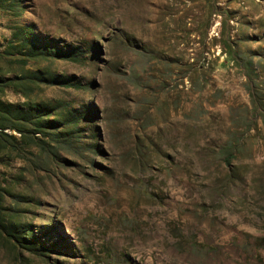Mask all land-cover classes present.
I'll return each instance as SVG.
<instances>
[{
    "label": "rangeland",
    "instance_id": "obj_1",
    "mask_svg": "<svg viewBox=\"0 0 264 264\" xmlns=\"http://www.w3.org/2000/svg\"><path fill=\"white\" fill-rule=\"evenodd\" d=\"M19 2L0 11L4 80L19 26L83 57L28 61L57 81L0 100L82 117L55 159L0 154L2 218L53 246L0 227V264H264V0Z\"/></svg>",
    "mask_w": 264,
    "mask_h": 264
},
{
    "label": "trees",
    "instance_id": "obj_2",
    "mask_svg": "<svg viewBox=\"0 0 264 264\" xmlns=\"http://www.w3.org/2000/svg\"><path fill=\"white\" fill-rule=\"evenodd\" d=\"M19 0H0V11L15 13L19 9ZM224 45L226 40L223 41ZM5 57L17 59L13 64H21L15 78L4 80L0 75V95L4 89L12 85L29 89L37 83L54 84L57 79L49 70L31 71L24 70L28 61L39 60H69L78 62L82 54L75 49L65 50L59 47L55 41L41 37L29 27H16L12 32V38L4 51ZM19 58H15L18 57ZM231 60L235 59L231 49L227 53ZM11 59V58H10ZM248 67V66H247ZM8 69L6 72H10ZM15 81H19L17 84ZM27 97V95L24 93ZM82 117L80 110L50 104L26 102L22 105L5 103L0 100V154H22L27 150H34L38 156L45 155L55 159L59 150L69 146L70 127L78 123ZM9 130L19 135L15 138L5 132ZM13 140V141H11ZM224 161H228L231 154H223ZM2 195L0 194V199ZM1 202V200H0ZM1 205V204H0ZM0 227L3 233L10 238L15 246L29 252L32 256L44 257L53 250V246H47L29 225L7 220L1 216Z\"/></svg>",
    "mask_w": 264,
    "mask_h": 264
}]
</instances>
